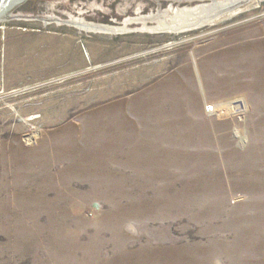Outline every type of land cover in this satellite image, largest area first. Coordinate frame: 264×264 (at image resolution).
I'll return each mask as SVG.
<instances>
[{
    "label": "rangeland",
    "instance_id": "obj_1",
    "mask_svg": "<svg viewBox=\"0 0 264 264\" xmlns=\"http://www.w3.org/2000/svg\"><path fill=\"white\" fill-rule=\"evenodd\" d=\"M211 3L0 21V264H264V0Z\"/></svg>",
    "mask_w": 264,
    "mask_h": 264
},
{
    "label": "water",
    "instance_id": "obj_2",
    "mask_svg": "<svg viewBox=\"0 0 264 264\" xmlns=\"http://www.w3.org/2000/svg\"><path fill=\"white\" fill-rule=\"evenodd\" d=\"M63 0H0V21L11 19H29V18H11L10 12H28L38 13L39 4L57 2ZM151 1V7L158 10L159 0ZM170 3H183L193 1H211L212 3L204 7L199 14L206 12L208 16L197 21L196 24L207 22L220 13L240 10L243 7L258 6L259 0H163ZM196 14V15H199ZM192 16H195L194 14ZM40 20V19H39Z\"/></svg>",
    "mask_w": 264,
    "mask_h": 264
},
{
    "label": "bare ground",
    "instance_id": "obj_3",
    "mask_svg": "<svg viewBox=\"0 0 264 264\" xmlns=\"http://www.w3.org/2000/svg\"><path fill=\"white\" fill-rule=\"evenodd\" d=\"M94 27V26H93ZM97 29H104V30H107V29H109V28H107V27H102V26H100V27H97ZM216 105H214L213 107H212V109H210L209 111H214V112H216L217 110H216ZM225 108H226V106H225ZM227 111V109H225V112ZM224 112V111H223ZM222 112V113H223Z\"/></svg>",
    "mask_w": 264,
    "mask_h": 264
},
{
    "label": "built area",
    "instance_id": "obj_4",
    "mask_svg": "<svg viewBox=\"0 0 264 264\" xmlns=\"http://www.w3.org/2000/svg\"><path fill=\"white\" fill-rule=\"evenodd\" d=\"M210 107H211V106H207V108H209V109H210ZM211 108H212V107H211Z\"/></svg>",
    "mask_w": 264,
    "mask_h": 264
}]
</instances>
